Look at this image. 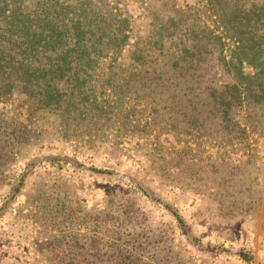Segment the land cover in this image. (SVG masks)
Wrapping results in <instances>:
<instances>
[{
  "label": "rangeland",
  "instance_id": "rangeland-1",
  "mask_svg": "<svg viewBox=\"0 0 264 264\" xmlns=\"http://www.w3.org/2000/svg\"><path fill=\"white\" fill-rule=\"evenodd\" d=\"M200 1L94 0L129 20L128 43L112 71L127 76L144 70L141 59L132 62L134 54L146 55L161 68V46L148 43L153 24L161 22L172 3L179 9L196 7L197 17L209 23L203 7L207 0ZM19 101L14 96L0 103L6 123L16 126L18 141L26 138L6 145L0 137V264H51L69 244H89L116 223L110 198L115 195V203L122 192L132 225L168 233L175 264H264V135L233 153L230 147L219 159L205 138L185 146L180 137H186L187 127L178 123L167 129L162 109L149 119L138 99L130 100L135 112L128 122L116 115L113 123L103 113L92 120L90 133L76 125L73 115L30 118ZM99 169L107 173L94 171ZM254 176L259 185L253 184ZM164 248L161 242V259Z\"/></svg>",
  "mask_w": 264,
  "mask_h": 264
},
{
  "label": "trees",
  "instance_id": "trees-1",
  "mask_svg": "<svg viewBox=\"0 0 264 264\" xmlns=\"http://www.w3.org/2000/svg\"><path fill=\"white\" fill-rule=\"evenodd\" d=\"M106 5L0 0V103L18 96L30 118L51 114L67 120L73 115L76 125L90 133L92 120L103 113L113 123L116 115L128 122L135 112L130 100L138 99L149 119L162 109L167 129L178 123L187 127L185 140L180 137L185 146L205 138L219 159L230 147L233 153L264 135V0H207L203 7L209 23L197 17L196 7L179 9L172 3L149 31L148 43L161 46V68L146 55L134 54L132 62L141 59L147 67L127 76L111 66L128 43L129 20ZM6 121L0 110L4 143H25ZM25 129L22 125L20 135ZM122 195L115 203V195L110 198L117 213L113 227L89 244H69L51 264H175L168 233L132 225ZM176 220L189 238L182 218L176 215Z\"/></svg>",
  "mask_w": 264,
  "mask_h": 264
},
{
  "label": "water",
  "instance_id": "water-1",
  "mask_svg": "<svg viewBox=\"0 0 264 264\" xmlns=\"http://www.w3.org/2000/svg\"><path fill=\"white\" fill-rule=\"evenodd\" d=\"M252 182H253L254 185H259L260 184L259 177L258 176H254L252 178Z\"/></svg>",
  "mask_w": 264,
  "mask_h": 264
}]
</instances>
